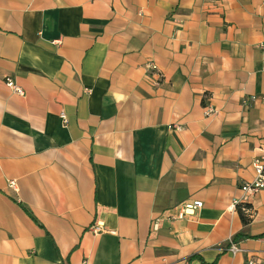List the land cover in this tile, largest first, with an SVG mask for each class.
I'll use <instances>...</instances> for the list:
<instances>
[{
    "label": "crops",
    "instance_id": "0c3cea01",
    "mask_svg": "<svg viewBox=\"0 0 264 264\" xmlns=\"http://www.w3.org/2000/svg\"><path fill=\"white\" fill-rule=\"evenodd\" d=\"M262 153L264 0H0V264H264Z\"/></svg>",
    "mask_w": 264,
    "mask_h": 264
},
{
    "label": "built area",
    "instance_id": "2783aa9c",
    "mask_svg": "<svg viewBox=\"0 0 264 264\" xmlns=\"http://www.w3.org/2000/svg\"><path fill=\"white\" fill-rule=\"evenodd\" d=\"M150 68H152V66H150ZM6 86L10 88L11 90H13L14 92H16L17 94L23 95L22 90L19 87H17L11 80L6 79ZM214 113H215L214 109L210 107L204 108V116L209 117L213 115ZM61 118L64 119V116L61 115ZM252 169L255 174L254 180L249 183L243 184L240 187V191L242 194L240 198L235 201V205L240 207L245 212L248 211L246 210V208H244V206L246 205L249 196L257 193L260 190H264V153L254 158V160L252 161ZM10 185L14 187L13 183H11ZM199 207H200V204L195 201L185 202L183 204H180L178 206V213H177L176 218L178 220H183V219H186L187 217H191L195 214V211L198 210ZM156 224H154L153 229L157 228ZM89 231L94 235H98L101 233H111V234L113 233L112 231L106 230L105 228L97 224L91 225L89 227ZM226 252L234 256L240 253L241 251L237 244L230 242L226 249Z\"/></svg>",
    "mask_w": 264,
    "mask_h": 264
},
{
    "label": "trees",
    "instance_id": "16d2710c",
    "mask_svg": "<svg viewBox=\"0 0 264 264\" xmlns=\"http://www.w3.org/2000/svg\"><path fill=\"white\" fill-rule=\"evenodd\" d=\"M244 208L249 210L248 205H245ZM238 214L243 224H247L249 222V219L245 215V211H243L240 207H238Z\"/></svg>",
    "mask_w": 264,
    "mask_h": 264
}]
</instances>
